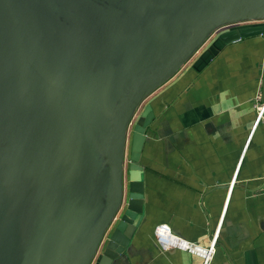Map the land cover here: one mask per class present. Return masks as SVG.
<instances>
[{"label":"crops","instance_id":"crops-1","mask_svg":"<svg viewBox=\"0 0 264 264\" xmlns=\"http://www.w3.org/2000/svg\"><path fill=\"white\" fill-rule=\"evenodd\" d=\"M48 1L44 2L46 6ZM72 1L78 6L76 10L54 6L57 12L52 14L59 25H65L67 18L72 21L71 30H64L68 35L64 45L69 51L75 45L71 54L78 67L87 59L79 55L83 42L89 43L87 47L96 54L88 63L83 89L75 87L78 79L70 74L67 62L63 63L64 58L59 55L56 33L46 42L31 46L30 53L40 57L33 58L30 67L37 66V60H45L48 65L38 74L54 91L52 94L42 87L36 90L43 97L38 104L29 103L32 95L26 94V85L19 94L8 96L7 68L12 64L4 66L3 78L0 58V87H6L0 127L18 143L16 156L7 138H0V264H20V258L31 251L39 264L46 260L44 220L40 216L43 205L44 216L56 226L60 245V229H70V241L74 234L77 241L86 235L85 226L91 228L95 224L105 199L107 165L91 146L93 132L87 115L92 112L81 113L85 110L81 101L93 98V89L89 88L107 75L100 62L124 66L128 57L140 60L139 54L147 51L154 40L173 42L181 25L172 19L168 6L176 0ZM184 1L187 12L195 10L191 6L197 4L196 0H181ZM42 8L46 11V7ZM81 8L86 9L85 14ZM83 15L85 18L80 17ZM261 27L264 24L220 31L136 108L123 144L124 190L116 218L122 216L128 204L127 167L133 126L149 107L152 120L140 158L144 193L136 203L142 214L127 250L112 264H203L201 257L181 250L162 252L154 238V230L160 224L206 248L218 233L212 264H250V260L264 264V119L256 124L257 105L264 103V33L233 38L203 68L196 67V61L223 32ZM155 44L162 47V57L172 46ZM16 78H12L13 86ZM8 100L18 102L12 104ZM38 105L43 107L37 108ZM75 108L79 112L70 111ZM43 144L48 156L42 160L52 166L44 172L55 185L48 188L37 206L30 198L31 179H37L40 187L42 182L46 185V180L42 181L41 173L33 167L39 160L31 152ZM18 188L24 198L15 196ZM80 207L84 213L83 231L79 230L80 224L73 226L69 217ZM32 212L34 227L37 226L33 234ZM114 228L112 224L96 255V264Z\"/></svg>","mask_w":264,"mask_h":264},{"label":"rangeland","instance_id":"rangeland-1","mask_svg":"<svg viewBox=\"0 0 264 264\" xmlns=\"http://www.w3.org/2000/svg\"><path fill=\"white\" fill-rule=\"evenodd\" d=\"M34 1V2H32ZM42 3L45 2V0H40ZM197 4L195 7V10H193L192 12H187L185 15H183L180 18V28L176 31V35L174 37V44L172 41L167 40V41H163L161 42V40H154V43L151 47H149V49H147V51H144L142 53H140L139 55L142 56V58L139 60L136 58H131L128 57L125 60L124 66H119V65H115L114 62H110L108 63L107 61L104 62H100L99 66L102 69H105V73H107V75H105V77H99L96 83V85H91V87L89 88L91 90L90 96H93V98H89L87 97L86 100H84L83 102L81 101V106L85 108V110H83L81 113H85L86 111L88 112H92V115L90 116L89 114L87 115V123L90 124L89 129L90 131L93 132V139L91 140V146H93L94 148H96L99 152V154L102 156L103 162L106 164V160H105V153L103 151L108 139H109V135L111 133V131L113 130V125H114V113L116 108L118 107L121 99L123 97H126L129 92L135 88L142 80H144L147 76H149L150 74H152L154 72V70L161 64L163 57L160 56L159 51L162 49V47H160V44L157 46L155 43H164L161 44V46H171V48L177 44L182 42L184 39H186L187 37H189V35L192 33L194 27H195V22L203 19V20H207L209 18H211L212 16L224 13L232 8L238 7V6H247L249 4L252 3H256V2H264V0H196ZM185 2L181 3V0H176L174 1L175 4L177 5H181L185 8ZM9 0H1L0 4L4 5V7L9 8L10 6ZM31 7L32 8H36V13H24L23 15L20 14L19 18L15 17V13H13L14 9L11 8V12L8 11L7 13V17L4 20H0V34L2 35H6L9 38V42L5 45V51L9 57V64H12L11 67L8 66V74H9V90L8 93L13 94V83H12V77H11V73H12V66H13V62L14 60H16L15 58H22L24 62H20L19 63V69H20V75L25 76L26 79H28L30 81V84L32 83L30 77L32 78V80H37V74L39 69L37 66H31L30 67V62H32V59L35 58V56L30 53V48L28 46V44H30L29 42L31 41L32 38V34H37L36 28L38 27V24L43 25L46 27V17L45 16H40L38 15L39 12L41 11L42 5H38L36 3V0H31ZM45 5V4H44ZM46 6V5H45ZM11 7V6H10ZM48 8L51 9L52 12L55 11V14L57 12V9H55V7L53 5H47ZM180 8V6H179ZM181 11V10H180ZM4 12V8L3 6H0V13ZM42 14V13H41ZM52 16V17H51ZM51 16H49L51 18L52 21L55 20V15L51 14ZM186 18H189V20H187ZM70 21V19H68ZM65 21V20H64ZM67 22V20L65 21ZM264 24V19H256V20H245V21H241V22H237L236 24L233 25H229L220 29H215L213 30L211 33H209V35H207L201 42L200 44L195 48V50L191 53V55L189 56L188 59H186L185 62L181 63L180 65H178L179 69L181 67H183L190 59H192L193 57H195L194 55H196L201 48L204 46L206 47L207 44L209 43L210 40L214 39L220 31L222 30H229V29H233V28H237L238 26L241 27H248V26H259ZM25 28V29H23ZM27 27V28H26ZM29 27L35 32H31V30L29 29ZM40 34H43V31H41ZM170 48V50H171ZM163 50V49H162ZM170 50L168 52H170ZM17 54V55H16ZM25 58V59H24ZM37 58V57H36ZM154 63V64H150ZM108 66V67H107ZM176 67V68H178ZM178 69V70H179ZM110 71V72H108ZM175 70H173L172 72H174ZM0 73H1V67H0ZM34 76H32V74ZM72 75H74V73L71 72ZM26 85V84H25ZM24 85V86H25ZM23 86V87H24ZM89 90V91H90ZM88 91V92H89ZM13 104V102H11ZM71 107L70 106V102L68 105V108ZM81 107V108H82ZM83 108V109H84ZM90 110V111H89ZM71 112H79L80 111V107H79V111L78 108H75L74 110H70ZM31 124V122H30ZM13 139L12 144L14 145V148L16 149V152L13 150V147L10 146V148L12 149V151L15 153V155H18V143L16 141L15 138L11 137ZM10 140V139H9ZM31 153H34L35 156L37 157V163H33V167H35V170L38 173H41V178L42 181L46 180V185H44V182H42V188L39 186L38 184V180L33 178V180L31 179V183H30V198L32 199V202L37 204V206L40 204L39 199H41V197H44V195L47 193L48 188L50 186H52L54 188V181L51 180L50 178L47 177V175H45V170H49L50 165H47L44 163L43 160H46V157L48 156L47 152H46V146L43 145H39L37 147H33V150ZM43 159V160H42ZM47 165V168H46ZM4 171H6V169H4ZM107 171L108 168L105 172V177H107ZM45 179V180H44ZM41 188V189H40ZM36 197H33V196ZM15 196H17L18 198H24L23 196V192L20 190V188H18L16 190V194ZM75 202V206H76V201L75 198L73 200ZM41 205V204H40ZM42 212L40 213L41 218L44 220V222H48L46 220V217L44 216V205L42 206ZM97 209H95L94 214L97 215L96 213ZM66 218H68L67 216H64ZM70 219L72 220V222L74 223L73 226H75L76 224H80L79 226V230L83 231L84 229V213H83V209L80 207L77 211L73 212L70 214ZM30 219H31V227H30V231L33 234V231L36 229V227H34L35 225V213L32 212V214L30 215ZM94 226V225H93ZM92 226V227H93ZM92 227L90 228V226H85V229L87 230L86 235L82 234V237L79 240H75V234L74 236L71 238V241L68 237L67 234H69L71 232V230L69 229V231H64L62 229H60V232H63L61 235V246L63 248L62 252L66 253L68 256V260L67 263L65 261V264H74L75 260L79 254V252L81 251L84 243L86 242L88 235L90 233V230L92 229ZM70 228V226L68 227ZM39 229V228H38ZM45 231V230H44ZM72 232H74L72 230ZM52 236H49L45 233L44 235V246L46 248L45 252H47L50 255H53L54 253L57 255L60 254L59 252H57V248L56 247H52L51 245H48L46 243V240L51 238ZM17 252V251H16ZM37 256V255H36ZM54 256V255H53ZM34 258V259H33ZM42 258V257H41ZM37 260V261H36ZM96 257L92 258L88 264H96ZM28 262H30L31 264H39V260L38 258L36 259V257L31 256L29 257V259L27 260ZM44 261V260H43ZM17 262V260H16ZM23 264L24 261H21ZM27 262V263H28ZM42 262V261H40ZM45 262V261H44ZM43 262V263H44ZM17 264H19L17 262Z\"/></svg>","mask_w":264,"mask_h":264},{"label":"water","instance_id":"water-1","mask_svg":"<svg viewBox=\"0 0 264 264\" xmlns=\"http://www.w3.org/2000/svg\"><path fill=\"white\" fill-rule=\"evenodd\" d=\"M168 6H169V10H171L170 13L172 15V19H175L176 21L180 20V18L183 16L184 9L186 10L185 11L186 13L189 10L186 9V4L184 5L185 8L177 4L174 5L170 4ZM186 19L189 20V18ZM256 19H264V2H256L249 4L247 6H238L224 13L212 16L207 20L201 19L199 21L205 24L204 26L205 32H202L200 34L199 32H197L198 28L195 22V27L192 33L189 35V37L184 39L182 42L177 43L174 46V48L172 47L170 52H168L163 56L161 64L154 70V72L149 76H147L144 80H142L135 88H133L126 97H123L121 99L114 113L113 130L111 131L109 135V139L103 149L105 153L106 165L108 168L107 187H106V194H105L103 207L94 226L90 230L88 238L84 243L81 251L79 252L74 264H88L92 258H95L98 252L100 251V248L103 245L108 230L110 229L111 225L114 224L115 228L98 262V264H112V262L117 257H119L127 250L131 242V239L136 231V227L138 226L139 221L141 219L142 211L140 208H138L136 203H138L143 199V193H144L143 168L140 163V158H141L143 145L145 142V132L152 120V113L149 107L142 112V114L137 118L133 126L132 136H131L130 157L127 167V173L129 176L128 204L122 216L118 219L116 218V215L120 208L122 191L124 190V186H123L124 182H123V174H122L123 144L125 138L127 137V128L129 122L136 108L156 88L162 85L167 79H169L174 73L178 71L180 67V66L178 67V65L185 62L186 59H188L191 53L195 50V48L200 44V42L213 30L220 29L229 25H233L236 24L237 22H241L245 20H256ZM180 21L179 24L181 23ZM258 29L260 33H264L263 27ZM232 32H234L239 38L251 34L250 29H238V30L236 29ZM229 33L231 32H223V34H220V36H218V38L214 40L212 45H215V43L219 40H223L224 36ZM35 36H36L35 34H32L31 41L29 42L30 44H28L30 50H32L31 49L32 44L37 45L39 43L46 42V39L45 40L39 39L37 43H35L34 42ZM8 42L9 39L3 45L4 50L3 49L2 50L5 54L7 53L4 47ZM86 46H89V43L86 44ZM206 51H209V48ZM180 53H182L181 57H179ZM35 57L39 58L40 56L36 54ZM15 59L16 60H14L13 62L14 66L12 68L13 73H11L12 78L13 76H15L16 63L19 60H21L22 62L25 61V60L23 61L22 58L16 57ZM35 64L37 65L38 68L41 67L40 68L42 69L41 72L45 70L48 65L45 60L44 61L37 60ZM173 70L175 71L172 72ZM32 76L34 75L32 74ZM75 77L79 80L78 75H76ZM36 79L37 80H34L35 82L32 81L31 83L32 92L30 93V95L33 96L35 93H37L36 90L40 89L41 87L45 90L47 89L49 93L53 94L54 91L51 88H49L50 86L48 84L43 82V79L39 77V74H37ZM15 82L17 83V79ZM16 83H14L13 86L14 93H18ZM26 86L28 87L29 90L30 87L27 83ZM22 90H24V87ZM52 94H50V98L53 97ZM13 95L14 94L8 93L9 97H12ZM8 102L17 103L18 100L15 101L8 100ZM36 107L40 108L43 107V105H38ZM9 108L10 107H8V111ZM2 137L5 139L7 138L9 147L10 146L13 147V150L16 152V149L12 144L13 141V139L11 138L12 136L5 130L1 129L0 127V138ZM60 247L62 248L61 245ZM29 253L28 255H23V257L20 258V262L24 261V264H28L27 260L30 257ZM25 256L27 258H25ZM250 264H253L252 260H250Z\"/></svg>","mask_w":264,"mask_h":264},{"label":"trees","instance_id":"trees-1","mask_svg":"<svg viewBox=\"0 0 264 264\" xmlns=\"http://www.w3.org/2000/svg\"><path fill=\"white\" fill-rule=\"evenodd\" d=\"M65 3L67 4V2H65ZM31 4L32 3L30 1L27 2L26 0L18 3V7H17L18 12H20L21 15H23L24 13H30V12L36 13V8H32ZM0 6L2 7L3 5L0 4ZM67 6H68V4H67ZM7 13H8V11L5 8L4 12L0 13V20H4L7 17ZM42 16L46 17V21H47L46 27L41 25V24L40 25L38 24V27L36 28V31H35L37 34L35 36L34 42L38 41L39 39L45 40L50 35H52V33L53 34L56 33L57 45H58V49L60 50L59 55H62V57L64 58L63 63L67 62L70 74H71V72L74 73V76L78 74L79 80H76V82L74 83L75 87H79V88L83 89V86L85 83V80H83V79H84V77H86L85 72L87 70L88 63L92 59L91 57H93V58L96 57V54L89 47H87L86 44L83 42L82 46L80 47L81 52L79 55L82 59L83 58H87V59L85 62L80 63L79 67H78L75 55L71 54L75 45L72 44L70 51L68 48H65V45H64L65 35H66V32L64 30L67 28L71 30L72 21H69L67 18L66 19L67 22L65 25H62L61 23L59 25L56 23L55 20L54 21L51 20V18L49 17L51 15L45 14L44 12H42ZM41 31H43V34H40ZM250 32L252 34H257V33H259V29L253 28L250 30ZM237 37L238 36L234 32H231V33L225 35L223 40L217 41L215 43V45H213V47L209 49V51L202 54V57L200 59H198V61H196V67L198 69L203 68L205 66V64L208 62V60H210L212 57H214V55L217 53V51H219L220 49L223 48L225 43H228L233 38H237ZM77 39L78 38H76V40ZM203 61H204V63H203ZM20 62H22V61L19 60L15 66V77L17 76V78H16L17 79V83H16L17 86L16 87L18 89V92L20 93L23 89V86L27 83L29 85L30 89L27 91L26 94H29L32 92V87H31L32 84H30V81L28 79H26L25 76L20 75V69H19V67H20L19 63ZM75 72H77V74H75ZM6 113H8L7 115L9 116L8 108L6 109ZM46 220L48 222H44V227L42 229L45 230V233L47 235L52 236L51 238L46 240V243L48 245H51L52 247H56L58 250L57 252H59L60 254L57 253V255L54 257L53 255H50L47 253L46 260L42 264H65V261L67 260V255L62 252V249L60 247V241L58 240V234L56 231L55 224L51 220H49L48 218H46ZM43 244H44V242H43ZM29 255H30V257L31 256L35 257L36 254H35V252L32 251L29 253ZM29 263L30 262H28V264Z\"/></svg>","mask_w":264,"mask_h":264},{"label":"built area","instance_id":"built-area-1","mask_svg":"<svg viewBox=\"0 0 264 264\" xmlns=\"http://www.w3.org/2000/svg\"><path fill=\"white\" fill-rule=\"evenodd\" d=\"M259 97L257 98V101ZM264 119V103L257 105V119L256 124H259ZM166 224H160L156 226L154 230V238L162 252H167L170 250H181L196 256H199L203 259V264L205 261H208V264H212L214 255L216 253V241L218 233L214 236V239L211 241L209 247H202L196 243L189 242L182 237L174 234L171 228L168 226L164 228ZM157 229L162 230V235H158ZM210 258V260H209Z\"/></svg>","mask_w":264,"mask_h":264},{"label":"bare ground","instance_id":"bare-ground-1","mask_svg":"<svg viewBox=\"0 0 264 264\" xmlns=\"http://www.w3.org/2000/svg\"><path fill=\"white\" fill-rule=\"evenodd\" d=\"M191 7H192V9H195L196 4L193 3ZM196 25H197V28H198L197 32H199V34L202 33V32H205V29H204L205 24L204 23H202L200 21H197ZM175 26H177V23H174V27ZM7 40H8L7 36H4V35L0 34V48L3 49V45H4V43L7 42ZM181 56H182V53L179 54V57H181ZM0 58L1 59L3 58L2 60H3V68H4V66H7L6 64L9 63V57H8V55H6L3 52V53H0ZM2 76H3V78H5V68H4L3 72H2ZM5 93H6V87H0V117H1V112H2V109H3V100H4V97H5ZM29 100H30L29 101L30 104H36V103L38 104V103H40L43 100L42 92L38 91Z\"/></svg>","mask_w":264,"mask_h":264},{"label":"flooded vegetation","instance_id":"flooded-vegetation-1","mask_svg":"<svg viewBox=\"0 0 264 264\" xmlns=\"http://www.w3.org/2000/svg\"><path fill=\"white\" fill-rule=\"evenodd\" d=\"M22 1H24V0H9V2H11L10 3V6H9V8H6L7 9V11H10L11 12V8H13L14 9V11H13V13H15L14 15H15V17L16 18H19L20 17V15H19V12H18V10H17V7H18V3H20V2H22ZM27 2H31V0H26ZM46 1V0H45ZM0 2H1V0H0ZM32 2H34V1H32ZM49 3H48V5H53V6H55V7H59V6H61V5H64V6H66L67 7V4H68V6L71 8V9H74V10H76V8L78 7L77 6V4H75V2L74 1H72V0H64V2H67V4L66 3H62L61 4V1L60 0H50V1H48ZM35 3V2H34ZM36 3L38 4V5H42V6H44V7H46V11H47V13H46V11H45V9H41L42 10V12H44L45 14H49V15H51L52 14V11H51V9L50 8H48L47 6H45L44 5V3H42L40 0H36ZM4 6V5H3ZM4 8V7H3ZM4 8V9H5ZM80 11H82V13H86V9L84 8H81L80 9ZM39 12V14L38 15H40V16H42V12L41 11H38ZM81 13V14H82ZM55 15V14H54ZM80 17H83V18H85V15H83V16H80ZM55 18V17H54ZM22 27V26H21ZM23 28V27H22ZM27 28V27H26ZM23 29H25V28H23ZM29 29L31 30V32H34L30 27H29ZM35 33V32H34ZM67 39H68V35H67V33H66V35H65V42L67 41Z\"/></svg>","mask_w":264,"mask_h":264},{"label":"clouds","instance_id":"clouds-1","mask_svg":"<svg viewBox=\"0 0 264 264\" xmlns=\"http://www.w3.org/2000/svg\"><path fill=\"white\" fill-rule=\"evenodd\" d=\"M163 227L167 228L168 226L164 225ZM157 233H158V235H162L163 234L161 229H157ZM209 260H210V258H209ZM205 264H208V261H205Z\"/></svg>","mask_w":264,"mask_h":264}]
</instances>
